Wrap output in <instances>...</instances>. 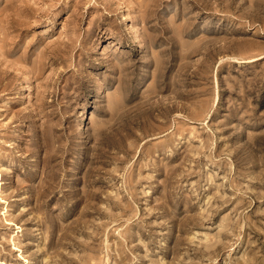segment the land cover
<instances>
[{"label": "rangeland", "instance_id": "1", "mask_svg": "<svg viewBox=\"0 0 264 264\" xmlns=\"http://www.w3.org/2000/svg\"><path fill=\"white\" fill-rule=\"evenodd\" d=\"M0 264H264V0H0Z\"/></svg>", "mask_w": 264, "mask_h": 264}]
</instances>
